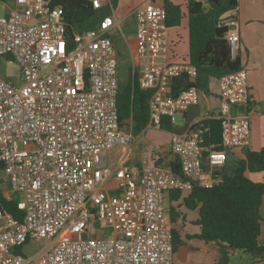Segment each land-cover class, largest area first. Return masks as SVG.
Wrapping results in <instances>:
<instances>
[{"label":"built area","instance_id":"1","mask_svg":"<svg viewBox=\"0 0 264 264\" xmlns=\"http://www.w3.org/2000/svg\"><path fill=\"white\" fill-rule=\"evenodd\" d=\"M52 1L14 0L12 7L0 1V57L13 56L21 75L17 85L0 77V179L9 187L3 196L18 194L23 211L16 220L0 203V264H173L165 199L173 189L216 185L227 149L249 143L250 111H231L252 102L246 70L217 79L214 115L184 134L172 132L169 148L155 145L133 167L115 151L130 147L133 132L119 126L114 37L127 44L139 86L151 90L148 124L158 129L164 118L174 123L176 113L198 102L197 69L169 56L165 10L154 0L131 10L132 49L124 18L111 11L96 28L70 34L62 7ZM89 1L95 9L111 7L110 0ZM234 11L218 20L232 58L240 40ZM182 84L188 86L175 89ZM210 118L220 120L221 150L204 145ZM167 152L178 158L181 175L147 163ZM30 240L42 248L20 253Z\"/></svg>","mask_w":264,"mask_h":264},{"label":"trees","instance_id":"2","mask_svg":"<svg viewBox=\"0 0 264 264\" xmlns=\"http://www.w3.org/2000/svg\"><path fill=\"white\" fill-rule=\"evenodd\" d=\"M4 1V0H0ZM54 5L61 6L63 18L67 24L68 33L96 28L103 16L111 14L118 0H110L111 7L100 12L101 9L92 7L89 0H53ZM185 11L181 4L172 0H162L165 10V25L167 28L179 26L183 20L187 21L189 34V50L183 60L194 65L197 69V79L193 83L202 89L200 76L220 78L226 73L238 70L240 62L238 57L232 58L230 48L224 38L226 27L218 25L222 13L236 8L238 0H219L217 4L208 2L207 5L199 0H186ZM118 52V94L117 113L119 126L129 129L133 133L143 130L149 123L148 101L150 89L141 88L138 84V72L126 64L123 72L124 79L120 78V60L123 52H127V44L120 40L126 48L120 51L118 36L114 37ZM119 43V45H120ZM171 43V52L174 53ZM7 55L5 57H8ZM182 84L175 89L186 87ZM209 126L204 135V145H213L221 150V125L217 118L206 120ZM171 123L163 119L161 129L170 130ZM153 165L165 166L162 157L151 160ZM171 172L181 175L180 163L175 156L166 166ZM264 170V148L251 150L245 148L244 157L238 159L230 174L225 173L223 166L218 174L220 181L212 187H202L193 184L189 190L173 189L168 193L169 216L171 222L176 221L178 213L170 205V201L182 197V204L189 210L197 209L199 213L195 224L200 230L196 236L204 241L223 242L231 249H238L250 255L253 259L264 258V245L259 244L258 237L264 223L261 215V204L264 197V178L253 180L248 174L259 173ZM0 179V203L4 210L16 220H22L23 211L17 207L19 196L11 193L3 196ZM186 194H183V193ZM173 233L174 251L180 244L175 231Z\"/></svg>","mask_w":264,"mask_h":264},{"label":"crops","instance_id":"3","mask_svg":"<svg viewBox=\"0 0 264 264\" xmlns=\"http://www.w3.org/2000/svg\"><path fill=\"white\" fill-rule=\"evenodd\" d=\"M141 1L143 0H137L135 5ZM172 1L176 3L186 2V0ZM132 9L121 16H118L114 8H112V12L116 17L123 19L131 15ZM234 12L238 20L240 39L236 56L239 59L240 67L246 70L247 85L252 102L246 107L234 106L231 111L232 113L250 111L249 143L244 147L251 150H260L264 148V0H238ZM201 82L202 89H200L198 102L189 105L184 112L176 113L180 115V118L178 121L175 118L174 123H171L170 130H167L169 131V141L172 132L184 134L199 119L206 117V115H214L213 113L217 111L218 102L216 96L219 90L217 79L204 77ZM254 104L259 107L257 110L252 109ZM149 125L147 124V126ZM163 130L166 131V129ZM142 131L133 135L130 147L125 149L121 157L127 164H129L130 160H133L134 162L129 165L137 168L141 167L145 160L144 156L147 155L144 151H138L139 142H143ZM169 141L164 145L166 148H169ZM115 151L120 155L121 148ZM230 156H234L238 160L243 158L244 154L239 147L227 149V160L224 167ZM174 157L171 152H167L162 157L164 165L167 166L168 162L173 160ZM250 178L257 181L262 180L264 178V170L255 173L254 176L252 174ZM182 197L180 196L177 200L170 201V205L178 213L176 221L171 223L177 238L180 240V244L174 251L173 264H263L241 250L227 247L223 242L199 239L196 234L199 233L200 228L195 224L199 217L198 210L185 208L182 204ZM166 199H168V195ZM167 209L169 212V206ZM260 212L264 217V197ZM258 242L264 245V223L261 227Z\"/></svg>","mask_w":264,"mask_h":264},{"label":"rangeland","instance_id":"4","mask_svg":"<svg viewBox=\"0 0 264 264\" xmlns=\"http://www.w3.org/2000/svg\"><path fill=\"white\" fill-rule=\"evenodd\" d=\"M137 0H119V4L114 8L116 10V13L118 16L126 14L130 9H132L135 5V2ZM4 2L7 6L12 7L14 0H4L1 1ZM0 2V4H1ZM156 4H162V0H155ZM176 3V2H175ZM177 4L182 5V9L185 11V2ZM107 10V6L103 7L100 12H104ZM4 14V10L0 7V15ZM134 30H135V24L133 16L130 15L127 18L123 19V26H122V33L128 40L131 38V41L129 40V46L134 48L135 40H134ZM167 39L169 42H171L174 47V53L170 51L169 56L174 60H182L183 56H185L188 53L189 50V34H188V24L187 21L183 20V22L179 26H173L167 29ZM120 40H122L121 36H118V47L120 51H124L126 46L124 47L122 43H120ZM123 41V40H122ZM120 43V45H119ZM127 52H123L120 60V78L121 80L124 79L123 72L125 70L126 64L131 65V55L129 48L125 49ZM0 77L13 83V84H19L21 82V75H20V66L16 59L13 56L8 57H0ZM203 76H200V79H203ZM176 120L178 121L180 118L179 114L175 115ZM176 121V122H177ZM137 133H133V135H136ZM142 139L143 142H139L138 151H144L147 155L150 154V152L153 150L155 145H165L169 141V131H165L163 129H158L153 126H147L142 131ZM243 154L245 147H239ZM125 149H128V146L121 147V153L119 157H122ZM237 159L234 156H230L229 161L227 162L225 166V173L230 174L232 172V169L237 164ZM134 162L133 160H130L129 164ZM148 164L152 165V162L148 160ZM255 174L253 173V176ZM252 174L249 175L251 177ZM260 176V175H258ZM261 177V176H260ZM1 187L5 193H9V187L8 184L3 182L1 184ZM183 194H186L185 192ZM183 196V195H182ZM165 205L166 207L169 206L168 199H165ZM106 233H109V230H106ZM43 246V242H36V241H28L25 244H23L19 252L24 255H32L35 252H37L39 249H41Z\"/></svg>","mask_w":264,"mask_h":264},{"label":"water","instance_id":"5","mask_svg":"<svg viewBox=\"0 0 264 264\" xmlns=\"http://www.w3.org/2000/svg\"><path fill=\"white\" fill-rule=\"evenodd\" d=\"M209 2L217 4L219 2V0H209Z\"/></svg>","mask_w":264,"mask_h":264}]
</instances>
